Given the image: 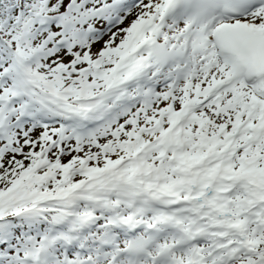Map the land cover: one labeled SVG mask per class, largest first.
Segmentation results:
<instances>
[{
    "label": "snow or ice",
    "instance_id": "6c2138e0",
    "mask_svg": "<svg viewBox=\"0 0 264 264\" xmlns=\"http://www.w3.org/2000/svg\"><path fill=\"white\" fill-rule=\"evenodd\" d=\"M0 264H264V0H0Z\"/></svg>",
    "mask_w": 264,
    "mask_h": 264
}]
</instances>
